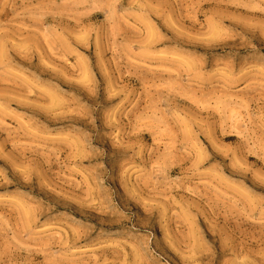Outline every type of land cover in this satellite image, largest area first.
<instances>
[{"label": "rangeland", "instance_id": "obj_1", "mask_svg": "<svg viewBox=\"0 0 264 264\" xmlns=\"http://www.w3.org/2000/svg\"><path fill=\"white\" fill-rule=\"evenodd\" d=\"M0 264H264V0H0Z\"/></svg>", "mask_w": 264, "mask_h": 264}]
</instances>
